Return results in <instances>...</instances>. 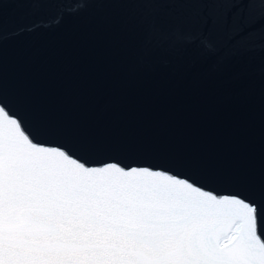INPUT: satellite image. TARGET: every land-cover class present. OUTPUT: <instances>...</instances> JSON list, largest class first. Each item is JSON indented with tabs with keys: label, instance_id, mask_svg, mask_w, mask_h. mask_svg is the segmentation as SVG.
Listing matches in <instances>:
<instances>
[{
	"label": "water",
	"instance_id": "water-1",
	"mask_svg": "<svg viewBox=\"0 0 264 264\" xmlns=\"http://www.w3.org/2000/svg\"><path fill=\"white\" fill-rule=\"evenodd\" d=\"M233 3L166 6L191 40L145 55L139 0H0V100L89 159L259 198L264 0L251 18Z\"/></svg>",
	"mask_w": 264,
	"mask_h": 264
},
{
	"label": "snow or ice",
	"instance_id": "snow-or-ice-1",
	"mask_svg": "<svg viewBox=\"0 0 264 264\" xmlns=\"http://www.w3.org/2000/svg\"><path fill=\"white\" fill-rule=\"evenodd\" d=\"M187 2L139 0L145 55L190 42L166 7ZM233 7L255 14L253 0ZM45 134L0 100V264H264V188L218 193L162 167L89 159L80 152L90 146Z\"/></svg>",
	"mask_w": 264,
	"mask_h": 264
}]
</instances>
